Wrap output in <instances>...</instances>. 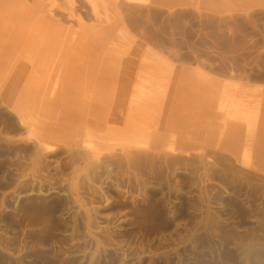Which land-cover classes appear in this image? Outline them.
<instances>
[{
  "label": "rangeland",
  "instance_id": "1",
  "mask_svg": "<svg viewBox=\"0 0 264 264\" xmlns=\"http://www.w3.org/2000/svg\"><path fill=\"white\" fill-rule=\"evenodd\" d=\"M54 3L67 76L0 10V264H264V151L214 144L264 115V0Z\"/></svg>",
  "mask_w": 264,
  "mask_h": 264
},
{
  "label": "bare ground",
  "instance_id": "2",
  "mask_svg": "<svg viewBox=\"0 0 264 264\" xmlns=\"http://www.w3.org/2000/svg\"><path fill=\"white\" fill-rule=\"evenodd\" d=\"M15 4V5H14ZM54 0H31V3L27 2L26 0H0V10H3L4 13L6 11L8 12V15H5L7 19L6 24L11 25L12 28H15V30H18V33H22L20 28L23 26L25 28L23 36H21L18 40V45L20 54H23V56L32 55L35 56L41 55L44 59L48 60V56H50V60H52V70H58V69H64L66 71L65 75L67 76L70 71H72L69 67V65L65 62V57L62 56L65 51L62 48L63 46H60L57 43L56 45V37H59L62 34L63 27L58 22V20H55L50 13V10L54 6ZM66 4V3H65ZM65 6V5H64ZM57 7V6H56ZM66 8V7H65ZM70 10V9H69ZM73 11H69V15H73ZM2 13V12H1ZM3 13V14H4ZM79 13V12H78ZM82 14V13H81ZM67 17V16H66ZM77 24V23H76ZM16 25V26H15ZM28 28V30H27ZM66 30V29H65ZM70 31L71 39L73 40L70 47L72 50H74V47L76 48V44L78 42L77 36L78 32L73 28H68V32ZM82 32V31H81ZM91 31L85 33V36H90ZM81 37V36H80ZM76 38V39H75ZM62 41V40H61ZM63 42V41H62ZM66 43V42H65ZM71 43V42H70ZM66 45V44H65ZM66 48V47H65ZM78 52V51H77ZM19 54V56H20ZM56 54V55H54ZM52 57V58H51ZM69 62V61H68ZM70 64V62H69ZM89 67V66H88ZM109 67V66H107ZM4 70L8 71H15V70H21L22 65L20 63V60L18 57H14L12 61L7 62V64L3 67ZM132 68V67H131ZM100 69V68H99ZM133 69V68H132ZM135 69V68H134ZM22 71V70H21ZM99 71V70H98ZM178 71V70H177ZM19 72V71H18ZM56 72V71H54ZM64 72V71H63ZM73 73V71H72ZM21 74V73H20ZM57 74V73H56ZM63 74V73H62ZM74 74V73H73ZM102 74V73H101ZM59 75V74H58ZM118 75V74H117ZM86 76V75H85ZM93 76V75H92ZM98 76V75H97ZM74 78V76H72ZM76 77V76H75ZM102 77V76H101ZM121 77V76H120ZM55 78V77H54ZM67 78V77H66ZM98 78V77H96ZM112 78V77H111ZM123 78V77H121ZM99 79V78H98ZM85 80V79H84ZM92 80V79H91ZM107 80V79H106ZM111 80V79H110ZM119 80V79H118ZM126 80V79H125ZM141 80V78H140ZM143 80V79H142ZM66 80H63L62 77L59 78V76L53 81L50 80L48 83L47 88H50L52 85L53 90L56 88H68L72 87L69 86V83H66ZM73 86H75L74 83H77L79 81L77 78L73 79ZM90 81V78L89 80ZM108 81V80H107ZM123 81V80H120ZM127 81V80H126ZM69 82V81H68ZM81 83V82H80ZM109 83V82H108ZM107 83V84H108ZM116 83V82H115ZM130 83V82H128ZM141 83V81L139 82ZM138 83V84H139ZM122 85V84H121ZM67 86V87H65ZM103 86V85H102ZM114 86V85H113ZM116 86V85H115ZM123 86V85H122ZM87 87V86H86ZM120 87V86H119ZM99 88V87H98ZM118 88V87H117ZM121 88V87H120ZM105 91L109 90L105 87ZM71 90V89H70ZM130 90V89H129ZM139 90V89H138ZM102 91V90H101ZM142 91V90H141ZM57 92V91H56ZM93 92V91H92ZM91 92V94H92ZM66 93V92H65ZM78 93V92H77ZM75 93V94H77ZM80 93V91H79ZM78 93V94H79ZM98 93V92H97ZM122 93V92H121ZM143 93V92H142ZM70 94V93H69ZM108 94V93H106ZM105 94V95H106ZM144 94V93H143ZM101 95V94H100ZM119 95V92H118ZM145 95V94H144ZM155 95V93H154ZM158 95V94H157ZM64 96V95H62ZM66 96V95H65ZM74 96V95H73ZM132 96V95H131ZM149 96V95H147ZM164 96V95H163ZM169 96V95H168ZM79 97V96H77ZM129 96L126 95L125 98H128ZM138 97V96H137ZM145 97V96H144ZM183 97V96H182ZM116 98L117 95H116ZM124 98V100H125ZM139 98V97H138ZM156 98V97H155ZM122 99V97H121ZM160 99V98H159ZM176 99V98H175ZM78 100V99H77ZM95 100V99H94ZM101 100V99H100ZM118 100V99H117ZM154 100V99H153ZM158 100V99H157ZM185 100V99H184ZM130 101V100H129ZM137 101V100H136ZM145 101V100H144ZM198 101V100H196ZM160 102V101H158ZM184 102V101H183ZM140 103V102H138ZM178 103V102H177ZM197 104V103H196ZM155 106V105H154ZM162 106V105H161ZM179 106V105H178ZM181 107V106H180ZM158 108V107H157ZM172 110V109H171ZM176 110V109H175ZM179 111V110H178ZM176 112V111H175ZM161 112H159L160 114ZM164 113V112H163ZM167 112H165L166 115ZM171 113V112H170ZM180 113V111H179ZM194 113V112H193ZM259 113V112H258ZM261 113V112H260ZM169 114V113H168ZM172 114V113H171ZM170 114V115H171ZM177 114V113H176ZM253 114V113H252ZM175 115V114H174ZM261 115V114H260ZM168 117V116H167ZM254 117V116H253ZM172 118V117H171ZM255 121V120H254ZM258 123V122H257ZM256 123V124H257ZM253 124V123H252ZM251 125V124H250ZM261 126V125H260ZM256 127V126H254ZM258 128V127H257ZM250 129V128H249ZM260 129V127H259Z\"/></svg>",
  "mask_w": 264,
  "mask_h": 264
},
{
  "label": "crops",
  "instance_id": "3",
  "mask_svg": "<svg viewBox=\"0 0 264 264\" xmlns=\"http://www.w3.org/2000/svg\"><path fill=\"white\" fill-rule=\"evenodd\" d=\"M191 106L194 107L195 105L192 104ZM185 114V119H190V111H186ZM222 119L223 121H219L217 138L214 143L218 151H264V115L256 119L249 117L248 121H241V117H239V120L229 123L225 122V118ZM184 123L186 125L185 133H188L191 125L187 121ZM247 123L251 125L247 126ZM252 123H257V126L254 127ZM206 131L207 129L204 127L202 139L206 138L204 136Z\"/></svg>",
  "mask_w": 264,
  "mask_h": 264
}]
</instances>
